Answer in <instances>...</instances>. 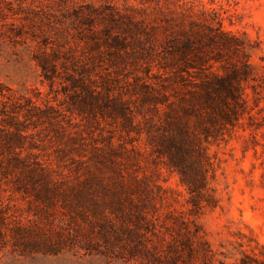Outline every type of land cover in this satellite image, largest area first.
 I'll return each mask as SVG.
<instances>
[{"label": "rangeland", "instance_id": "374dc122", "mask_svg": "<svg viewBox=\"0 0 264 264\" xmlns=\"http://www.w3.org/2000/svg\"><path fill=\"white\" fill-rule=\"evenodd\" d=\"M202 32L223 40L208 50L221 57L213 69L182 54L187 34L195 48ZM231 63L251 67L246 105L208 142L199 133L209 184L192 196L158 152L165 112ZM0 83L26 128L22 156L46 179L66 192L88 180L83 196L104 212L123 183L156 219L130 239L113 214L91 226L70 208L71 194L49 203L16 191L14 175L0 177L15 215L70 232L53 253L0 248V264H132L131 247L164 249L189 227L213 255L197 264L264 258V0H0ZM78 225L86 236L73 233Z\"/></svg>", "mask_w": 264, "mask_h": 264}, {"label": "trees", "instance_id": "16d2710c", "mask_svg": "<svg viewBox=\"0 0 264 264\" xmlns=\"http://www.w3.org/2000/svg\"><path fill=\"white\" fill-rule=\"evenodd\" d=\"M218 37L216 34L198 33L197 38L200 40L194 48L193 40L187 34L182 54L186 57L188 53L194 52L197 62L206 63L209 69H213L215 63L221 62V57L210 56L208 50L217 49L222 44L223 40ZM220 68L217 71L210 70L209 76L202 78L196 90L191 91L188 97H180L177 103L169 104L158 139V152L166 157V167L180 175L182 184L192 196L204 195L209 184L210 157L199 133L205 135L208 142V138L222 128L234 126L246 105L244 83L249 81L251 67L231 63L229 67L222 65ZM8 90L0 83V177L6 179L14 175L16 191L33 192L49 203H52L51 196L67 198L71 194L76 203L70 208L88 225L93 226L97 218L107 223L113 214L121 222V232L130 239H139L143 230L151 231V226L156 225V219L145 208L146 202L140 198L138 201L135 193L128 191L130 187L127 189L122 183L116 191V203L111 205V211H100L87 203L83 196L82 191H89L88 180L83 181V188L78 190H60L56 182L44 177L48 175L47 172L31 164L29 155L22 156L26 128L18 118V106L12 104L11 96L6 93ZM192 117L196 119L194 126L190 123ZM189 171L194 175L191 176ZM131 190L140 197L139 189ZM3 198L0 193V248L10 245L13 252L19 250L22 256L31 252L48 253L57 248L58 243H53V240L69 239V230L57 228L50 220L48 225H40L36 221L32 224L30 219L15 215V205L11 199L4 201ZM192 200L193 205L199 208L201 203H196L195 198ZM78 226L72 229L73 233L86 236V229ZM111 232L116 233L115 230ZM201 243L203 239L198 231L193 232L189 227L186 233H177L164 249L157 245L144 250L138 246L131 247L129 260L132 264H197L199 260L212 262L211 250L208 248L201 251ZM236 264H264V258L246 255Z\"/></svg>", "mask_w": 264, "mask_h": 264}]
</instances>
